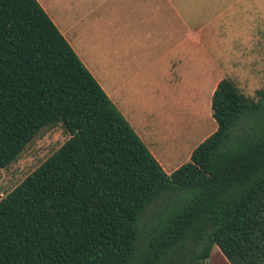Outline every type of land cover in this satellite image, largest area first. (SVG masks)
<instances>
[{"label": "trees", "instance_id": "obj_1", "mask_svg": "<svg viewBox=\"0 0 264 264\" xmlns=\"http://www.w3.org/2000/svg\"><path fill=\"white\" fill-rule=\"evenodd\" d=\"M257 96L221 80L217 130L168 174L41 3L0 0V168L46 129L70 135L0 200V264H204L215 246L264 264Z\"/></svg>", "mask_w": 264, "mask_h": 264}, {"label": "rangeland", "instance_id": "obj_2", "mask_svg": "<svg viewBox=\"0 0 264 264\" xmlns=\"http://www.w3.org/2000/svg\"><path fill=\"white\" fill-rule=\"evenodd\" d=\"M39 2L102 86H106L108 74L110 77L118 74L117 78H125L128 86H140L145 118L156 111L162 112L161 116L156 112L148 121L156 119L157 131L153 127L154 132H135L151 152L157 153L159 159L155 157L168 174L190 162L196 147L217 130L210 98L221 80H233L250 98L258 99L257 92L264 90V0ZM168 18L181 30L184 24V28L195 31L193 55L189 60L183 56L178 59L189 62L183 69L186 70L184 82L174 81L182 76V65L171 67L177 59L160 57L168 51L169 39L159 34ZM192 63L195 74H192ZM205 70L208 72L203 73ZM187 71L191 73L186 74ZM136 74H139L137 78ZM175 86L179 95L183 93V86H189L197 94L196 100L171 98ZM69 139V133L60 123L44 130L17 162L0 168V200ZM160 213V209L156 210V216ZM204 264L230 262L215 246Z\"/></svg>", "mask_w": 264, "mask_h": 264}, {"label": "crops", "instance_id": "obj_3", "mask_svg": "<svg viewBox=\"0 0 264 264\" xmlns=\"http://www.w3.org/2000/svg\"><path fill=\"white\" fill-rule=\"evenodd\" d=\"M184 26L185 25L183 24V27H182L183 30H181L179 28V26L177 25V23H175L172 18H168L167 22H166V26H163L162 30L159 33V34L166 36V38L169 39L168 40L169 43L167 42L168 44L166 46V49L168 51L165 55H161L160 57L164 58L166 56H171L173 58V60L177 59V62L171 63V67L173 69H175L177 66L181 67V65H182V70L180 73L182 76L174 80L176 83L184 82L185 79L183 76H184V72L186 70H183V69L185 68V64L187 66L189 65V62L187 63V61H185V63H184V61L178 60V59L180 58V56H183L185 58V60H189V57L191 55H193V53H194V44H195V40H196L195 31L190 27L184 28ZM181 31H182V33H181ZM63 35H64V33H63ZM174 56H176V58H174ZM193 66H195L194 63H192V74L193 73L195 74V69ZM178 69H180V68H178ZM207 72H208V70L203 71V73H207ZM190 73H189V71L186 72V74H190ZM93 75L95 76L94 73H93ZM138 76H139V74H136V78ZM117 77H118V74H116V75L112 74L111 77H110V74H108L107 82L105 84L106 86L105 87L102 86L105 89L106 93L109 95V97L111 98L113 103L116 105V107L119 109V111L128 120V122L131 124V126L133 127L134 130H136V131L138 130L140 134H144L147 132H154V129L156 127V124H154V122L156 121V119L154 121H151V122H148V121L152 120V117L155 116L157 111L155 113L150 112L151 114H148V112H147L148 115H147V118H145L146 110L143 109L145 107L142 103L143 93H142L140 86H128V83L125 80V78H117ZM192 87H194V86H192ZM216 88H217V86L212 91L211 98H210L211 100H212V97H213V94H214ZM182 90H183V93L181 95H179L178 88H177V86H175V88H174L175 93L170 95V97L175 98L176 101L178 100L179 96H181V98H183V99H185V98L189 99L190 98L192 102H194L196 100L197 94L195 93V91L193 89L190 90L189 86H186V87L183 86ZM157 114H158V116H161L162 112H157ZM153 127H154V129H153ZM156 154H157L156 152H155V154L153 153L154 156ZM157 158H158V156H157ZM159 163L161 164V162H159Z\"/></svg>", "mask_w": 264, "mask_h": 264}]
</instances>
